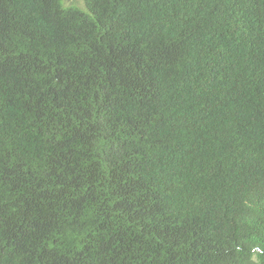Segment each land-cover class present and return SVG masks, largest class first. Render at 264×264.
<instances>
[{
  "label": "trees",
  "instance_id": "1",
  "mask_svg": "<svg viewBox=\"0 0 264 264\" xmlns=\"http://www.w3.org/2000/svg\"><path fill=\"white\" fill-rule=\"evenodd\" d=\"M0 264H264V0H0Z\"/></svg>",
  "mask_w": 264,
  "mask_h": 264
},
{
  "label": "rangeland",
  "instance_id": "2",
  "mask_svg": "<svg viewBox=\"0 0 264 264\" xmlns=\"http://www.w3.org/2000/svg\"><path fill=\"white\" fill-rule=\"evenodd\" d=\"M84 1L85 0H63V3H64V5L66 7H68V6L72 5V4H76V6L81 7V6H83Z\"/></svg>",
  "mask_w": 264,
  "mask_h": 264
},
{
  "label": "clouds",
  "instance_id": "3",
  "mask_svg": "<svg viewBox=\"0 0 264 264\" xmlns=\"http://www.w3.org/2000/svg\"><path fill=\"white\" fill-rule=\"evenodd\" d=\"M63 4H64V3H63ZM65 7H66V6H65ZM251 79H252V82H253V87H256V85H255V79H254L252 73H251Z\"/></svg>",
  "mask_w": 264,
  "mask_h": 264
}]
</instances>
